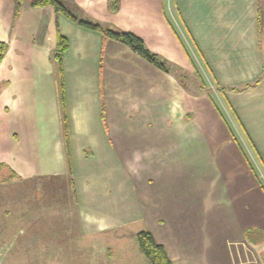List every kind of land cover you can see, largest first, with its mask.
Returning <instances> with one entry per match:
<instances>
[{"label":"crops","instance_id":"1","mask_svg":"<svg viewBox=\"0 0 264 264\" xmlns=\"http://www.w3.org/2000/svg\"><path fill=\"white\" fill-rule=\"evenodd\" d=\"M64 1L79 17L134 32L181 69H160L52 5L0 0V41L7 44L0 64V148H13L0 155V180L66 171L54 57L59 29L69 39L63 88L83 227L126 225L130 220L116 215L126 191L137 206L133 220L164 245L172 264H232L230 242L246 241L248 227L264 233V187L220 121L213 95L193 92L189 83L203 74L214 84L264 167V0H120L114 12L109 0ZM200 130L222 135L221 156L230 161L223 157L219 170L201 157ZM180 143L191 147V157L184 158ZM114 160L118 183L103 175L104 163ZM202 179L212 185L201 189ZM123 185L131 191L120 190ZM218 186L223 197L216 204ZM215 210L224 213L223 226ZM140 230L131 243L120 242L118 264H150L135 243Z\"/></svg>","mask_w":264,"mask_h":264},{"label":"rangeland","instance_id":"2","mask_svg":"<svg viewBox=\"0 0 264 264\" xmlns=\"http://www.w3.org/2000/svg\"><path fill=\"white\" fill-rule=\"evenodd\" d=\"M157 54L161 59H164L161 54ZM167 63L168 67H172L175 71L181 69L175 64L170 66L168 61ZM184 71L185 76L186 70L184 69ZM201 77L200 81L195 79L189 83L190 86H193L190 87V90L213 95L220 121L228 125L229 134L233 137V141L235 140V143L240 146L245 159H247L249 171L257 177L261 188L264 187V167L253 142L247 136L238 119L234 118L231 107L225 103L222 94L218 93L214 84L206 80L203 74ZM121 103L123 105L125 101L122 99ZM199 118H195L194 122L200 121ZM201 123L206 122L201 121ZM205 131L202 133L200 130L198 148H200L201 157L208 159L215 169L219 170L220 160L224 157L221 154L226 151L222 148L224 145V141L221 140L222 135L220 132L208 133V130ZM194 132H196V128ZM186 133L190 134L191 131ZM182 146L183 144L180 143L179 150L182 149L184 152V158L191 157V147L188 145L182 148ZM12 150V146L2 147L0 155L12 154ZM237 157L239 155L235 156V158ZM65 160L66 171L64 173H58L55 170V173L35 174L28 178L17 175V177L6 181L4 178L0 180V264H118L120 258L117 255V249L120 248V242H123L122 244L124 242L131 243L132 232L135 233L138 229H143L140 227L141 221L133 220L134 210L137 206H135L136 203L133 202L132 196L126 191L121 192V200L118 202L120 212L116 213L120 220H130L126 222V225L102 227V230H95L91 226H88L87 229L84 228L75 191L73 161L72 172H70L66 151ZM223 160L229 162L230 157L225 156ZM102 168L106 172L103 174L105 177L107 176L106 178L116 180L118 183L117 174H121V169L115 160L104 163ZM1 174L2 172H0V178ZM197 182L203 190L212 185H208L203 179ZM119 183L121 184V181ZM223 184L222 181V187ZM227 185L228 183H226ZM123 187L125 188L122 189ZM119 189L131 191L125 185L119 186ZM218 189L219 186L214 190L216 204H219L223 197L217 191ZM251 205L252 203L249 204V206ZM215 211L217 224L223 226L224 213L221 210ZM140 213L142 214V212ZM135 243L140 250L136 238ZM255 249L262 257L264 252L260 250H264V246ZM124 264H128V260H125Z\"/></svg>","mask_w":264,"mask_h":264},{"label":"trees","instance_id":"3","mask_svg":"<svg viewBox=\"0 0 264 264\" xmlns=\"http://www.w3.org/2000/svg\"><path fill=\"white\" fill-rule=\"evenodd\" d=\"M30 4L33 6H45L52 5L56 12L62 13L69 19L77 22L79 25L100 31L105 40L113 39L120 41L127 45L132 51L149 61L151 64L157 66L160 69L168 70V63L165 59H161L159 55L153 52L145 43V41L134 32L129 30H124L119 27H106L101 25L99 22L90 20L85 17H79L74 10L71 8L69 3L64 0H29ZM109 9L111 11H117L119 8L120 0H109ZM69 48V39L63 35L60 30H57V45L56 53L54 55L58 63V74L60 76L62 94L61 101L63 104L64 114V132H65V151L67 154L68 165L70 172H72V157H71V147L69 141V126L68 118L65 105V92H64V82H63V55ZM7 50V44L4 41H0V64L5 57ZM3 164H0V169ZM11 179L10 176L5 178V180ZM246 241L252 246L258 248L264 243V233L259 228L248 227L245 231ZM137 240L141 251L144 253L150 264H172V261L166 251L164 245L158 243L152 233L146 229H142L137 233ZM264 260V256H263Z\"/></svg>","mask_w":264,"mask_h":264},{"label":"built area","instance_id":"4","mask_svg":"<svg viewBox=\"0 0 264 264\" xmlns=\"http://www.w3.org/2000/svg\"><path fill=\"white\" fill-rule=\"evenodd\" d=\"M232 264H264L263 257L247 241L230 242Z\"/></svg>","mask_w":264,"mask_h":264}]
</instances>
